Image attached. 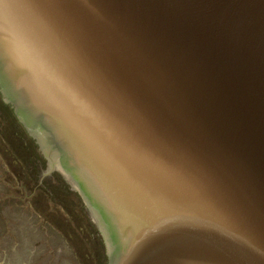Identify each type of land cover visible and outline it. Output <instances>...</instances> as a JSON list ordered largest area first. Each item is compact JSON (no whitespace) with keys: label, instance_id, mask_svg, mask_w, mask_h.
Instances as JSON below:
<instances>
[{"label":"water","instance_id":"water-1","mask_svg":"<svg viewBox=\"0 0 264 264\" xmlns=\"http://www.w3.org/2000/svg\"><path fill=\"white\" fill-rule=\"evenodd\" d=\"M0 93L108 264H264V0H4Z\"/></svg>","mask_w":264,"mask_h":264},{"label":"rangeland","instance_id":"rangeland-1","mask_svg":"<svg viewBox=\"0 0 264 264\" xmlns=\"http://www.w3.org/2000/svg\"><path fill=\"white\" fill-rule=\"evenodd\" d=\"M26 153L0 115V264H98L81 219L18 160Z\"/></svg>","mask_w":264,"mask_h":264},{"label":"trees","instance_id":"trees-1","mask_svg":"<svg viewBox=\"0 0 264 264\" xmlns=\"http://www.w3.org/2000/svg\"><path fill=\"white\" fill-rule=\"evenodd\" d=\"M0 101H1V106L3 107L5 110H7L10 114V118H12V120L14 119V123L18 124V126L23 130L24 134L26 135V137L28 138V140L30 141V145H27L26 143L22 144V149H24L25 153H26V157L23 156L24 158H17L20 162H22L23 164L28 165V168H33L34 169V174H35V178L37 180H39V174L40 172H42V170H44L46 168V159L44 158V156L42 155L41 151L39 150L38 145L36 144L35 140L33 138H31L26 129L24 128V126L20 123L19 119L17 118L13 108L11 107V105H8L4 102L3 97L0 93ZM4 111V110H2ZM5 113V112H4ZM4 115V114H3ZM7 116V114L5 115ZM14 123L13 121L10 120V123H8L9 128H13L14 127ZM54 179L57 180V183L54 184V186H56L57 190L60 192H64L68 195L71 196V198L73 197V202L72 203H76V208L78 211H81L83 215H85V220L88 222L86 223L87 227H92L95 231L94 234H98V231L96 229V226H94V224L92 223L90 217L87 214V209L85 206V203L82 199V197L76 193L70 190V187L68 184H66L65 180L63 179V177L60 174H54L53 175ZM49 184V183H48ZM44 187H46L45 185L40 184L39 189H41V191L44 190ZM67 208L68 206L66 204H64ZM92 236V235H91ZM102 239V238H101ZM103 240V239H102ZM104 244V242H103ZM102 245V244H101ZM97 260L99 262V264H108V256L106 253V248L105 245H103L102 251L101 253L98 252L97 253Z\"/></svg>","mask_w":264,"mask_h":264},{"label":"flooded vegetation","instance_id":"flooded-vegetation-1","mask_svg":"<svg viewBox=\"0 0 264 264\" xmlns=\"http://www.w3.org/2000/svg\"><path fill=\"white\" fill-rule=\"evenodd\" d=\"M36 142V141H35ZM37 144V143H36ZM39 147V146H38ZM40 150V149H39ZM46 172H47V167H46V170L44 171V170H42V172H40V174H39V176H40V180H42L43 178H48V177H51V178H53L54 179V177H53V174H51V175H49V176H46ZM106 253H107V250H106ZM108 256V255H107Z\"/></svg>","mask_w":264,"mask_h":264},{"label":"snow or ice","instance_id":"snow-or-ice-1","mask_svg":"<svg viewBox=\"0 0 264 264\" xmlns=\"http://www.w3.org/2000/svg\"><path fill=\"white\" fill-rule=\"evenodd\" d=\"M4 2V0H0V4H2Z\"/></svg>","mask_w":264,"mask_h":264}]
</instances>
